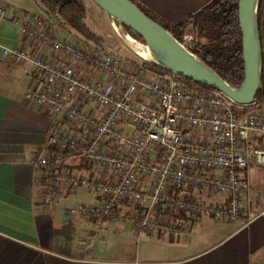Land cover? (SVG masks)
<instances>
[{"label":"built area","instance_id":"1","mask_svg":"<svg viewBox=\"0 0 264 264\" xmlns=\"http://www.w3.org/2000/svg\"><path fill=\"white\" fill-rule=\"evenodd\" d=\"M9 13L36 48L3 55L29 66L40 87L26 99L59 119L45 133L47 153L33 161L48 172L47 206L84 187L96 202L72 215L172 236L202 215L259 217L250 169H264V102L241 106L176 74L72 43L47 15L0 2V18Z\"/></svg>","mask_w":264,"mask_h":264},{"label":"crops","instance_id":"2","mask_svg":"<svg viewBox=\"0 0 264 264\" xmlns=\"http://www.w3.org/2000/svg\"><path fill=\"white\" fill-rule=\"evenodd\" d=\"M135 1L158 19L177 24L212 0ZM0 2L36 13L30 1ZM17 48L36 47L9 13L0 18V264H264L263 168L250 169L251 199L259 217L229 222L202 215L183 224L175 236L91 221L79 213L67 217L66 212L96 202L84 187L47 206L43 187L48 172L33 161L47 153L45 133L59 119L26 99L40 84L28 65L3 55L4 49ZM68 163L87 173L81 161Z\"/></svg>","mask_w":264,"mask_h":264},{"label":"water","instance_id":"3","mask_svg":"<svg viewBox=\"0 0 264 264\" xmlns=\"http://www.w3.org/2000/svg\"><path fill=\"white\" fill-rule=\"evenodd\" d=\"M106 15L120 43L143 63L209 87L241 106L255 103L262 89L260 0L239 1L245 78L235 87L205 64L131 0H91ZM140 38V39H139ZM67 217L71 216L68 211Z\"/></svg>","mask_w":264,"mask_h":264},{"label":"trees","instance_id":"4","mask_svg":"<svg viewBox=\"0 0 264 264\" xmlns=\"http://www.w3.org/2000/svg\"><path fill=\"white\" fill-rule=\"evenodd\" d=\"M133 1L148 17L161 24L178 41L198 56L229 84L239 87L245 78L242 33L239 25L240 0H212L198 12L177 24L155 17L148 9ZM42 9L62 32L75 34L77 40L103 50V37L87 25L88 9L85 0H39ZM259 29L263 50L262 89L255 102H264V0H260ZM79 38V39H78ZM140 39V38H139ZM152 71L162 70L146 65ZM189 82L188 79H186ZM203 90L217 92L198 84Z\"/></svg>","mask_w":264,"mask_h":264},{"label":"rangeland","instance_id":"5","mask_svg":"<svg viewBox=\"0 0 264 264\" xmlns=\"http://www.w3.org/2000/svg\"><path fill=\"white\" fill-rule=\"evenodd\" d=\"M26 1H30L33 4V9L36 8L35 11L36 13L44 14L39 0H26ZM85 1H86V7L88 9L87 25L94 33L103 37L104 39L103 52L115 56L126 63H132V62L141 63L142 61L139 58H137L135 55H133L129 50H127L117 39L103 11L91 0H85ZM61 36L63 38H67L72 43L93 48V46H89L90 44L84 43L81 39L78 41L76 35L73 33L68 34L67 32L61 31Z\"/></svg>","mask_w":264,"mask_h":264}]
</instances>
